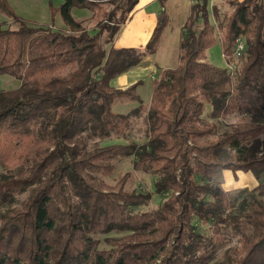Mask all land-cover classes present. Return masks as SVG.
Returning <instances> with one entry per match:
<instances>
[{
	"label": "trees",
	"instance_id": "obj_1",
	"mask_svg": "<svg viewBox=\"0 0 264 264\" xmlns=\"http://www.w3.org/2000/svg\"><path fill=\"white\" fill-rule=\"evenodd\" d=\"M64 1L56 28L30 25L0 0L19 23L0 24V76L22 82L0 91V264H264V0L191 6L178 65L151 81L138 141L140 83L116 80L156 52L165 12L144 49L116 48L138 0ZM117 2L118 18L103 8ZM73 8L101 14L98 27ZM216 44L227 67L207 60ZM128 101L138 105L114 110ZM119 158L153 176L158 207L145 209L153 192L127 187L131 172L106 181ZM225 170L258 185L228 191Z\"/></svg>",
	"mask_w": 264,
	"mask_h": 264
},
{
	"label": "rangeland",
	"instance_id": "obj_2",
	"mask_svg": "<svg viewBox=\"0 0 264 264\" xmlns=\"http://www.w3.org/2000/svg\"><path fill=\"white\" fill-rule=\"evenodd\" d=\"M11 7L13 8L15 14L19 16L20 19L24 20L26 23L34 26H48L54 25L56 28H63L65 23L63 21L62 11L60 10L62 5L64 4V0H8ZM161 1V0H160ZM209 8H213L217 6L221 12L231 11L232 8L227 2V0H209ZM164 2L165 8V26L162 30L161 38L159 44L157 46L156 54L153 55L150 62L148 61V65L150 69L147 71L144 70L141 73L133 72L137 67L131 69L133 70L131 75L128 77V82H133L136 79H144L150 77L153 70L155 71V63L157 60H161L163 63H166L168 67H174L178 65L177 56L175 55L180 49L181 35H182V27L185 23L188 15H189V0H162ZM119 3H113L109 5H105L103 8L107 10H115L116 17L118 18L122 13V9L119 7ZM72 14L76 20L84 22L83 25L86 26L87 29L95 30L98 27V22L102 19L101 14L97 17H94L93 13L86 9L73 8ZM0 24L4 25V27H12L16 28L19 26L13 18H10L2 13H0ZM207 52V60L214 66L217 67H227L228 63L226 58L223 56L220 45L216 44L212 48H210ZM176 56V57H175ZM242 60H236L234 64L241 63ZM156 68L155 76H157ZM138 82V81H136ZM22 82L10 75H2L0 76V91L11 90L18 88ZM135 83H131L128 87H131ZM118 86V83L116 84ZM142 88V97L143 104L147 106L144 108L143 115L136 118L133 121V129H132V137L138 140H144L146 135V123L145 118L148 108L151 104V92L147 90V83ZM128 87L122 88L126 89ZM119 88H121L119 86ZM152 89V86H151ZM137 91V90H136ZM138 94V93H137ZM137 102L128 101V103H119L116 104L114 110L117 112L126 113L137 106ZM228 122L236 121L235 117L232 116L227 120ZM120 142H123L125 139H117ZM116 170L114 174L110 177L106 178V181L110 183L112 186L120 183L121 179L127 174V172H131L130 178L127 182V187L135 188L137 186H141L143 190L148 192H153V199L150 204V207L145 208L146 210L154 209L158 207L162 202V198L159 194L155 192L154 179L152 175L143 174L141 172H136L133 170L132 160L131 159H117L115 161ZM234 180V179H233ZM228 183H232L230 180ZM227 186V184H226ZM249 188V187H242ZM239 189V188H238ZM235 189V190H238ZM241 189V188H240ZM252 189V188H251ZM234 191V190H231ZM144 209V208H143Z\"/></svg>",
	"mask_w": 264,
	"mask_h": 264
},
{
	"label": "crops",
	"instance_id": "obj_3",
	"mask_svg": "<svg viewBox=\"0 0 264 264\" xmlns=\"http://www.w3.org/2000/svg\"><path fill=\"white\" fill-rule=\"evenodd\" d=\"M193 4L194 3L189 0L190 8ZM164 12L165 8L164 2H162V0H138L137 4L131 11L127 21L121 26L118 34L116 35L113 42L114 46L116 48L144 49L150 41L149 39L152 38L154 31L157 27L156 25L159 22L160 16L163 15ZM178 52H176L175 54L176 56L178 54L177 62H179ZM155 54L156 52L147 55L143 59L141 65L134 69L135 71L130 70L127 73L121 75L119 78H117L116 84L118 83V86H120L121 88H125L128 87L131 83H137L136 81H138V83L140 84L137 87V93L143 99L141 94L142 88L145 86L144 84L147 83L146 89L150 90L151 92V81H153V79L155 78L156 68L158 70L160 68H168L166 63H163L161 60H157L155 63L156 66L152 67L155 68V71L153 70L150 77L144 79H136V81L134 80L133 82H128V77L131 75L132 71L136 73H141L144 70L147 71L148 69H150L151 66L149 67L148 61L150 62L153 55ZM237 176L238 177L235 178L234 173L231 170L224 171V187L226 190L231 191L238 188L240 189L242 187L255 188L258 185V180L251 173L238 171ZM230 180L232 181V183H228Z\"/></svg>",
	"mask_w": 264,
	"mask_h": 264
},
{
	"label": "built area",
	"instance_id": "obj_4",
	"mask_svg": "<svg viewBox=\"0 0 264 264\" xmlns=\"http://www.w3.org/2000/svg\"><path fill=\"white\" fill-rule=\"evenodd\" d=\"M193 3H196L197 0H191ZM235 51V58L236 59H240L244 52L246 51V45L244 43L243 40H238L237 41V46H236V49L234 50Z\"/></svg>",
	"mask_w": 264,
	"mask_h": 264
}]
</instances>
